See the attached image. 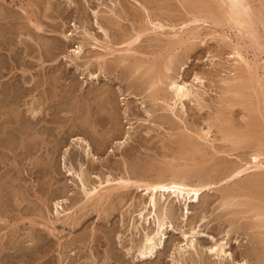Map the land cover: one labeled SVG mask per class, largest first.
<instances>
[{
  "label": "rangeland",
  "instance_id": "374dc122",
  "mask_svg": "<svg viewBox=\"0 0 264 264\" xmlns=\"http://www.w3.org/2000/svg\"><path fill=\"white\" fill-rule=\"evenodd\" d=\"M13 1L0 0L1 116L6 108L5 116L0 117V125L3 124L0 127V264H135L131 257L125 256L124 250L137 245L138 236L143 232L154 229L152 219L141 228L139 213L150 211L148 207L142 209L147 196L132 188L128 195L117 199L115 195L110 203L101 206L92 202L82 204L78 179L66 171H78L81 165L89 173L88 180L92 184L88 187L107 177L152 182L160 176L168 178L172 167L199 172L189 179L192 184H199L200 178L209 174L201 180L210 183L211 189L202 193L198 201L189 203L187 221L177 219L184 212V206L176 204L177 216L170 220L173 229L167 228L168 237L159 256L146 264H180L177 259L171 261L172 252L178 246L187 247L191 243L198 251L197 261L194 258L196 262L182 261V264L203 261L204 264H261L264 229L258 226L257 210L254 209L256 215L249 208V202H253L249 198L247 201L249 190L241 197L239 191L248 188L246 185L255 174L264 178V171L250 169L251 172L236 177L233 174L234 167L252 163V156L257 152L264 162V143L253 146L239 136L249 131L248 122L254 117L258 123L257 98L247 90L242 97L230 96L232 107L224 101L222 81L233 75L235 61L228 56L229 48L221 50L217 46V34L203 26L200 38L192 40L193 48L177 62L180 66L176 65L165 80L168 83L172 77L191 83L196 97L184 100L183 105L179 102L174 105V101L169 100L170 91L166 94V84H162L161 92L169 97L167 102L172 106L169 109L163 99L155 100L151 91L146 90L145 76L142 79V73L137 74L138 71L129 67L131 61L117 63L115 52L106 57V63L94 61L86 69L85 58L97 49L86 45L77 59L73 50L80 40L78 34L84 29L95 33L99 39L104 38L97 32L92 10L99 12L97 18L105 25L108 40L116 48L124 30L131 33L140 28L139 25H146V18L139 20V25L136 21L147 13L152 20L178 28L184 19L181 13L187 14L186 4L181 0ZM142 7L146 8L145 12ZM109 9L116 14L113 16L115 25L106 24L100 17ZM143 36L142 41L136 42V46L140 45L137 48L151 50L155 43L150 39L153 34ZM244 52L253 58L251 50L244 49ZM141 55L136 53V56ZM89 73L97 74L98 78L90 79ZM195 76L199 77L198 81L194 80ZM11 106H18L20 110L17 119L12 115V120L16 121L10 124L4 119L10 117ZM31 106L35 111L32 112ZM221 111L230 119L223 126L219 120ZM160 116L165 121H160ZM223 127L232 130L226 140L223 130H219ZM261 127H254L253 131L256 129V136L264 139V127ZM23 134L27 140L20 142ZM77 137L89 143L96 160L90 162L81 158ZM194 142L200 146L199 151L193 146ZM232 190L238 196L225 194ZM66 191L71 198H67ZM57 200H62L63 206V209L58 208L59 213L54 206ZM184 232L189 236L186 240L182 236ZM214 243H223L226 253L231 254L222 263L209 255L204 258V249Z\"/></svg>",
  "mask_w": 264,
  "mask_h": 264
},
{
  "label": "bare ground",
  "instance_id": "6f19581e",
  "mask_svg": "<svg viewBox=\"0 0 264 264\" xmlns=\"http://www.w3.org/2000/svg\"><path fill=\"white\" fill-rule=\"evenodd\" d=\"M14 1H16V0H14ZM181 1L183 2L182 4H186L185 10H186L187 14L181 13L182 14L181 16L184 17L185 20L184 19L181 20L182 22L178 24V25H180L178 28L176 27V25H173L172 23H171L172 24L171 26H166L163 23H161L157 20H154V18L152 20V18L150 17V13H147L146 17H144V16L140 17L141 19L137 17L138 21H136L137 19L135 21L138 22L137 25H139V20L146 18L147 21L144 19L146 21V23L145 22L144 23L148 26H146V25L144 26L140 23L141 24V25H139L140 28L137 27L138 29H133L134 32L133 31L131 32V30H130L131 33H128L127 32L128 30L126 31L127 32L126 33L125 30L123 29L124 31L122 32V35H121L122 40L119 42V44H120L119 47H116V48L115 47L113 48L112 44L108 40L109 34H108V31H107L105 25L103 26V23L99 22V20L97 18V16H99V12L92 10L93 14L96 17L94 24L98 30L97 32L102 33V36L104 38L99 39L98 37H96L95 33H92L90 31L84 29L82 31V33L78 34V35H80V40H78V44L75 47V49L73 50L75 59H77L81 56L80 53L82 52V50L84 49V46H86V45L90 46V48L92 50H94V49L98 50L99 49L100 51H97V50L91 51V49H90V51L92 52L91 53L92 56L89 55L90 57L85 58V62L83 64L85 66V68H86V66L87 67L89 66V63L94 62V61H95V63L98 62V64L106 63V61L108 60V59H106V57L109 55L111 56L116 52L117 53L115 56L116 62L117 63H119V62H127L128 63V61H131L132 63L129 62L130 63L129 67L130 68L132 67V69L135 72L138 71L137 74L142 73L143 74V75L141 74L142 79H143V76H145L144 81L146 82L147 87H145V86L144 87L146 88V90L148 89L151 91L150 94L155 97V100L163 99V101H165L167 103L166 105H168L169 109H171L172 108V106H170L171 104H168V102H167L169 97L164 94L165 93L164 91H163V93L161 92L162 91L161 86H162V84H166L165 89L168 91V92L166 91V94H169V91H170V93H171L170 95L172 96V98L170 96L169 100H171V101L173 100L174 105H176L177 102H179L180 105H183L184 100L191 99V97L192 98L196 97L195 96L196 92L194 91L193 85L191 83L188 84L185 81L177 80V79L172 78V77L170 78L168 83H165V80L169 79L170 73L174 70V68L176 69V67H175L176 65L180 66V64H178L177 62L180 63L183 60L182 59L183 56L188 54V52L193 48L194 42H192V40H195L198 37L200 38L199 34L201 33L200 32L201 28L203 26H204V28L208 27V31L211 30L213 32V34L216 33L218 36V38L216 37L217 38V40H216L217 46L220 47L221 50L223 48L224 49L229 48L228 56L233 59V62L235 61V63H234L235 65L233 64L234 67L231 70V72L234 71V73L232 72L233 75L231 77H229L228 79H225L222 81L223 85H222L221 89H222V94H224V96H225L224 97L225 100L224 99L223 100L227 103V105L231 106L232 105L231 102H233V99H234L232 96H234L235 98L242 97V96L246 95L245 92L247 90H248V92L249 91L252 92V94L257 98L256 111L258 113V115H257L258 123L255 121L256 117H254L255 120L253 119V121L248 122V123H250L249 126H247V129H249V131L247 130L248 132H244L243 134H240L239 136L242 138L243 141L246 140L245 142L246 143L248 142L250 145H253V146L262 145L264 143L263 137H260L259 135L256 136V133L254 131L257 129V127L260 128L262 126L261 127L262 129L264 127V0H181ZM69 3L71 4V1ZM22 7H23V5H22ZM142 8L144 10L143 12H145L146 8L145 7H142ZM183 10H184V6H183ZM146 12H148V11H146ZM184 15H186L187 18ZM113 16H116V14L113 12L112 9H109V10H104L103 14L100 17H102V19H104V22L106 24L115 25V23H114L115 21L113 20L114 19ZM139 16H142V15H139ZM36 27L38 28L39 25L37 24ZM75 28H77L76 25L74 27V31H75ZM204 28H202V29H204ZM205 29H207V28H205ZM211 31H210V33H212ZM75 33H77V30ZM149 33L153 34V37H151V38L149 37L153 42H155V43H152L153 45H151V46H153V48L149 44V46L152 48L151 50L147 49V51L146 50L143 51V50H140L141 47H139L140 49H138L137 47L140 46V45L136 46V44L139 42L138 40L143 35H147ZM74 35L76 36V34H74ZM232 35H233V38H232ZM63 36H64V38L68 39L67 35H63ZM196 41H198V40H196ZM148 42H150V41H148ZM195 43H198V42H195ZM195 46H194V48H195ZM150 47H148V48L150 49ZM183 47H185V48L183 49ZM220 48H218V49H220ZM180 49L182 51L181 53H183V54H181L178 51ZM244 49L245 50H251L254 54L253 58L250 59L249 57H247L246 56L247 52L245 53ZM136 53H139V55L140 54H142V55L136 56ZM185 58H186V56H185ZM72 59L73 58H71V60ZM113 60H111V61H113ZM122 65H123V63H122ZM181 65H182V63H181ZM100 66H102V65H100ZM129 67H128V69L130 70ZM88 77L90 79L98 78L97 74H93V73H89ZM194 80L198 81L199 77L195 76ZM159 94H160V97L157 96ZM230 96L233 99L230 98ZM221 99H222V97H221ZM16 103H14V104H16ZM16 105H19V104H16ZM33 108L34 107H32V106L30 107L32 112L35 111ZM2 109H3V107H2ZM5 109L6 108H4V110H2V111H5V114H6ZM18 110H20V108L18 109V106H16L15 108H13L11 106L9 109L10 112L7 110V113L8 112L10 113V115H8V116H10L11 118L7 117L6 119H4V121L7 123H10V124L13 123L14 121H16L15 119H14V121L12 120V115L17 119V117L19 116ZM14 111H16V114H18V115H16L14 113ZM0 113L3 114V112H0ZM44 113H46V112H44ZM5 114L3 116H5ZM34 114H35V112H34ZM3 116L0 115V117H3ZM220 116L221 117H219V120H221V122H220L221 125L222 124L224 125V123H228L230 121V119L225 117V115L222 111L220 113ZM254 116H256V115H254ZM33 118H35V117H33ZM163 118L160 121H165V119H163ZM252 118H250V119H252ZM39 119H37V120H39ZM219 120H218V122H219ZM4 121H3V123H4ZM247 121H248V119H247ZM255 122H256V124H255ZM2 126H3V124H2ZM2 126L0 125V127H2ZM15 126L16 125H14V127ZM254 127L256 129L253 131ZM221 129L224 132L223 139H225V140L228 139V137L232 133L231 132L232 130L229 131L230 129L227 130V128L225 129V127L220 128L219 130H221ZM1 130H2V128H1ZM207 130H208V128H207ZM4 132H6V131H4ZM28 132L32 133V132H30V130ZM226 132H227V134H226ZM25 133L27 136V132H25ZM207 133H208V131L205 132L204 135L207 136ZM24 134L21 135L20 137H23ZM28 136H29V134H28ZM194 138H196V137H194ZM199 138L201 139V136ZM205 138H204V140L206 141ZM21 139H22V141H24V139L27 140V137L24 136V138H20V142H21ZM76 140H78V142L80 143L79 147H81V149H82V151H79L80 155L82 156L81 158H83L85 160L90 159V162H93L94 160H96L94 155L91 152L89 143L85 139H83L82 137H77ZM207 141L209 142L208 139H207ZM192 144H190V145H192ZM22 145H23V142H22ZM24 145H25V143H24ZM23 146H22V149L24 148ZM193 146L197 149V151H199L200 146L197 145V143L194 142ZM203 147H205V146H203ZM258 148H261V147H258ZM201 149H202V147H201ZM202 151H203V149H202ZM78 156H79V154H78ZM234 168H235V170L233 171V174L235 175L234 177H236L237 175H240L242 173L248 172V171H250V169H253V170L261 169V171H264V162H262L261 153L257 152L256 154H253L252 163H250V164L243 163L238 168H236V167H234ZM232 170H233V168H232ZM66 171L70 175H74L78 179L79 186L77 188L79 189V192H80L79 194L83 195V197L81 199H84V200H82V204L92 202L94 205L98 204L99 206H101L100 204H104L105 202L109 201V203H110V201H112V197H114L115 195L117 196V197H115L116 199L118 197L128 195L132 191L131 190L132 188H135L138 191H143V194L145 196H147L146 203L142 202L144 205H143V207L142 206L141 207H142V209H146L148 207V208H150V211H148L147 214H142V212L139 213V216H140L139 218L141 219V222H140L141 228L143 227L144 222H145L144 224L146 225V223H150V219H152V221L154 223V229H152L150 231L143 232L142 235L138 236L139 243L137 245H131L130 247H128L124 250L125 256L131 257L132 263L134 262L135 264H137V263H145L146 264V263L151 262L157 255L159 256L158 252L161 250V248L164 247L165 238L168 237V236H166L167 228L170 227L173 229V226H171L170 220H172L175 216H177V213H176V204L177 203L182 204L184 206V212H182V214L178 215L177 219L182 221V222L187 221L189 203L198 201L199 196L202 193L211 189L210 183H206V182L201 180V179L204 180V179L208 178L209 174L207 175V172L205 173L207 175V177L205 176L206 178H204V177L200 178L199 184L189 183L190 182L189 179L192 176L194 177L195 174L197 175V173H199V172L196 173V172H194V169L192 170L191 168H187V167L186 168H173L172 167V168H170V173H169L168 178H167V176H166V178H165V176H160L157 178L156 181H152V182H150V181L149 182L147 181L146 183L145 182H137L136 179H135L136 181H131L130 179H127L128 177H126V178L120 177L117 179L107 177V179H105L104 181L100 180L98 183H96V185H93L91 187H88V184H90V182L88 180V178H89L88 174L89 173L88 174L86 173V171L84 170L82 165L80 167V170H78V171H73L72 169H66ZM201 175H203V174H201ZM252 177L253 178H251L248 181V184L246 185V186H248V188L245 186H242L243 188L245 187L246 189L244 191L243 190L239 191L243 195L242 194L240 195V193L238 191H236V192H238L240 197L244 196V195L246 196V194H248V196H249V194L251 193V195H250L251 198L248 196L246 197L247 201L249 202L250 199H253V202L256 200V203L253 204V202H249L251 204V206L249 208H252L253 211H254V209L257 210L256 212L258 215L256 214L255 211L254 212L257 215L255 217H258L256 219H259V221L257 222L258 226H259V228L264 229V178H262L263 176H260L259 174H255V176H252ZM227 179H229V178H227ZM223 180H224V178H223ZM208 182H210V181H208ZM249 185H250V188H249ZM242 187L240 186L239 188L241 189ZM239 188L236 190H239ZM247 190H249V191L247 192ZM233 191L234 190H232V192L225 193V194H227L228 196H234V195L238 196V195L234 194L235 191L234 192ZM244 193H246V194H244ZM66 194L68 196L67 197L68 199L71 198L70 197L71 195H69V191H66ZM225 197H226V195H225ZM221 198H222V196H221ZM236 198H238V197H236ZM248 198H249V200H248ZM242 199H241V201H242ZM75 200H77V199H75ZM257 200H258V203H257ZM259 200L261 201V203L259 202ZM61 201L62 200H60V201L57 200L54 202L56 213H59V211H58L59 207L61 209H63ZM232 201H235V200L232 199ZM232 201L231 202L229 201L228 203L231 204V203H233ZM247 201L245 200V203ZM248 202L246 204H248V206H249ZM237 203H239V201L236 202V205H237ZM246 204L242 203V205H246ZM238 205H241V204H238ZM66 216L69 217V215H66ZM167 223H170V224L167 225ZM136 228H138V230H140L139 227H136ZM202 234H200V235H202ZM182 236L185 238V240L187 238H189V236H187L185 234V232L182 233ZM203 236H204V234H203ZM205 236H206V234H205ZM118 238L121 239L120 237H118ZM261 240H264V239H261ZM130 241H131V243H134L133 238H131ZM119 242H121V241H119ZM204 252H205V257H204L205 259H207L208 255H209V256H212L213 258H215L217 261L219 260L220 263H222L224 260H227V257L231 255L230 253L229 254L226 253V251L224 250V244L223 243H214V245H210V246L206 247L204 249ZM173 254H174V256H172ZM196 255H198V251L195 248L193 243H191L187 247L178 246V248H176V250L173 251L171 254V261H174L175 259H177V261L180 262V264H182V261H185V262L190 261V263H192V262L194 263V261L197 258ZM194 258H195V260H193ZM204 262L205 261H203L202 263L204 264ZM262 262H264V259L262 260ZM262 262H261V264H262ZM236 264H247V263L246 262H242V263L237 262Z\"/></svg>",
  "mask_w": 264,
  "mask_h": 264
}]
</instances>
